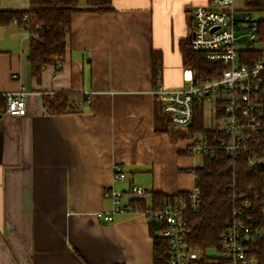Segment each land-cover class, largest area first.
<instances>
[{"label":"crops","instance_id":"0c3cea01","mask_svg":"<svg viewBox=\"0 0 264 264\" xmlns=\"http://www.w3.org/2000/svg\"><path fill=\"white\" fill-rule=\"evenodd\" d=\"M212 3L112 0L104 12H75L65 59L45 67L40 82L31 74L28 30L0 26V95L30 91L24 116L0 115V264H153L143 213L123 211L112 223L96 215L111 211L110 188L127 194L135 184L168 196L195 188L202 163L186 153L187 140L155 130L162 111L153 92L189 88L181 52L189 9ZM30 5L2 0L0 10ZM154 51L163 56L157 87ZM62 91L71 93L73 111L47 113L43 95ZM209 116L207 108L206 127ZM117 164L124 181L114 178Z\"/></svg>","mask_w":264,"mask_h":264},{"label":"built area","instance_id":"2783aa9c","mask_svg":"<svg viewBox=\"0 0 264 264\" xmlns=\"http://www.w3.org/2000/svg\"><path fill=\"white\" fill-rule=\"evenodd\" d=\"M212 6L196 5L189 9L192 17L191 48L205 55L217 66L214 76L197 78L192 68H186L184 78L188 89H167L158 86L154 96L161 111L175 127L188 129L194 121L195 103L204 104L210 114L213 133L189 134L187 153L190 157L213 158L223 151L233 160L247 154L252 167L264 166V60H248L247 51L256 50L259 42V19L252 9H237L234 0H213ZM30 91L22 86L14 92L3 93L4 106L0 115L24 116L25 99ZM116 181H124L127 174L122 165L114 167ZM152 196L135 184L127 194L113 188L105 190L112 202L110 212H99L96 217L112 223L123 211L143 213L150 223L162 225L157 236L169 242V264H260L258 255L264 246V188L257 196L260 212L251 199L241 196L234 200L232 213L220 237L219 257H209L206 250L195 249L188 241L190 230L185 218L188 211H199V189L190 198L167 201L160 208L152 204L142 211L132 208L127 200L147 199Z\"/></svg>","mask_w":264,"mask_h":264},{"label":"trees","instance_id":"16d2710c","mask_svg":"<svg viewBox=\"0 0 264 264\" xmlns=\"http://www.w3.org/2000/svg\"><path fill=\"white\" fill-rule=\"evenodd\" d=\"M2 0H0L1 2ZM248 8L255 12L264 11V0L246 1ZM112 0H31L26 11L0 10V26L16 22L28 30L31 38L29 63L32 76L40 82L43 69L49 65L59 66L65 59L67 40L71 29L72 14L78 11L104 12L110 10ZM259 40L264 43V20H259ZM181 52L185 68H192L197 78L214 76L217 66L210 63L205 55L191 48L190 39L182 42ZM248 60H264V49L247 51ZM152 77L157 87L163 75V56L159 51L152 53ZM5 99L0 95V107ZM43 107L51 115H61L73 111L71 93L62 91L43 95ZM157 132L169 133L175 141L187 140L189 134L211 133L206 129L204 104L195 103L194 121L188 129L175 127L164 113L156 115ZM187 153V150H186ZM188 154V153H187ZM196 176L195 186L199 189V211H188L185 218L190 230L188 241L195 249L207 250L217 247L225 223L231 216L234 200L241 196L251 199L253 207L260 212V201L257 196L264 188V166L252 167L247 154H241L233 160L223 151L215 157H204L202 164L193 170ZM152 206L160 208L167 201L178 198H190V192H181L168 196L160 192L152 194ZM132 208L139 207L144 211L148 207L147 199H131ZM162 225L149 224L153 238V264H169V242L157 236ZM260 264H264V246L258 255Z\"/></svg>","mask_w":264,"mask_h":264},{"label":"rangeland","instance_id":"374dc122","mask_svg":"<svg viewBox=\"0 0 264 264\" xmlns=\"http://www.w3.org/2000/svg\"><path fill=\"white\" fill-rule=\"evenodd\" d=\"M246 1L248 0H234V6L237 9H244L246 8L247 4ZM254 15L256 16V18H258L259 20H264V11H258V12H254ZM255 48L256 50H263L264 49V43L259 41L255 43ZM198 165H200L203 161V158L201 156H198L196 159ZM206 254L209 257H219V255L221 254L220 251L218 250L217 247H213V248H208L206 250Z\"/></svg>","mask_w":264,"mask_h":264}]
</instances>
